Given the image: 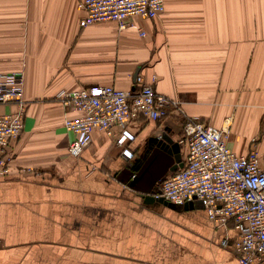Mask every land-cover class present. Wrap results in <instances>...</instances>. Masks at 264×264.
<instances>
[{
  "label": "crops",
  "instance_id": "crops-1",
  "mask_svg": "<svg viewBox=\"0 0 264 264\" xmlns=\"http://www.w3.org/2000/svg\"><path fill=\"white\" fill-rule=\"evenodd\" d=\"M77 2L0 0V73H22L26 102L10 173L0 178V264H239L232 225L222 247L224 233L204 209L144 203L140 194L157 190L173 158L141 190L127 186L153 160L161 133L184 159L179 116L131 124L134 141L124 147L95 132L74 159L64 121L75 115L55 96L93 86L131 91L137 74L186 115L228 130L236 155L262 153L264 0H164L159 17L135 18L124 31L80 28ZM14 110L0 105V113Z\"/></svg>",
  "mask_w": 264,
  "mask_h": 264
},
{
  "label": "built area",
  "instance_id": "built-area-1",
  "mask_svg": "<svg viewBox=\"0 0 264 264\" xmlns=\"http://www.w3.org/2000/svg\"><path fill=\"white\" fill-rule=\"evenodd\" d=\"M77 7L84 14L80 28L114 23L118 31H124L134 27L135 18L159 17L164 12V0H78ZM137 31L145 36L142 30ZM134 82L137 87L131 91L93 86L61 91L55 96L75 115L64 121V129L72 134L69 157L80 158L95 132L124 147L134 141L131 124L179 116L186 155L181 159L182 167L158 183L153 197L175 206L200 201L214 228L224 233L222 247L228 243L229 225L236 231L239 264H264V152L252 148L246 156L236 155L228 146V130L215 129L186 115L179 101L158 93L154 83L145 84L137 74ZM23 91L22 73H0V105L15 106L14 111L0 113V178L10 173V144L23 132ZM131 154L122 151L124 157Z\"/></svg>",
  "mask_w": 264,
  "mask_h": 264
},
{
  "label": "water",
  "instance_id": "water-1",
  "mask_svg": "<svg viewBox=\"0 0 264 264\" xmlns=\"http://www.w3.org/2000/svg\"><path fill=\"white\" fill-rule=\"evenodd\" d=\"M152 145L155 148L154 150L153 148L151 149L153 160L149 163V165L143 171H137V174H138L137 176L132 175L134 176V178L130 180L127 185L130 189H140L141 190L139 185L141 183L143 184L145 182H149L153 178V175L158 171L157 168L163 165L165 163V160L167 161L166 164H168V157L173 158V163L169 166V170L167 168V172L172 173L176 171L178 167H182L181 155L179 152L180 151L179 145L174 143L172 139L166 133H161L159 137L154 138L152 141ZM152 166L153 168L151 169ZM164 172L166 173V170ZM156 178H157L155 179L156 182L157 180H161L160 177H156ZM156 192L157 190L153 189L149 191L148 194H144L142 192L140 196L143 198L145 204L158 202V203H164L165 205H172V204L165 202L162 198L153 197V195ZM183 207L185 209L186 208L203 209V205L200 201L185 203Z\"/></svg>",
  "mask_w": 264,
  "mask_h": 264
}]
</instances>
